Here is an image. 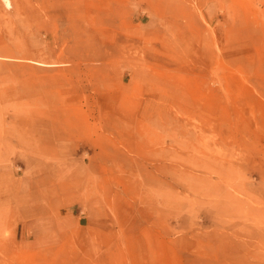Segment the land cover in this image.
<instances>
[{
  "label": "rangeland",
  "instance_id": "rangeland-1",
  "mask_svg": "<svg viewBox=\"0 0 264 264\" xmlns=\"http://www.w3.org/2000/svg\"><path fill=\"white\" fill-rule=\"evenodd\" d=\"M0 264H264V0H0Z\"/></svg>",
  "mask_w": 264,
  "mask_h": 264
}]
</instances>
